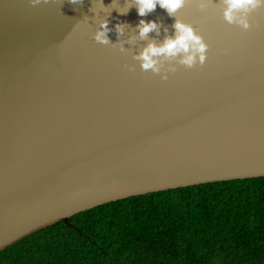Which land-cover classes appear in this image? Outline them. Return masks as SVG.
Instances as JSON below:
<instances>
[{
	"label": "water",
	"instance_id": "95a60500",
	"mask_svg": "<svg viewBox=\"0 0 264 264\" xmlns=\"http://www.w3.org/2000/svg\"><path fill=\"white\" fill-rule=\"evenodd\" d=\"M224 7L186 0L174 18L207 58L165 61L176 71L161 80L133 59L173 33L158 5L140 17L135 0H0V250L111 201L264 176V6L247 31ZM141 19L159 35L140 39ZM104 20L107 45L93 39Z\"/></svg>",
	"mask_w": 264,
	"mask_h": 264
},
{
	"label": "trees",
	"instance_id": "16d2710c",
	"mask_svg": "<svg viewBox=\"0 0 264 264\" xmlns=\"http://www.w3.org/2000/svg\"><path fill=\"white\" fill-rule=\"evenodd\" d=\"M0 250V264H264V176L104 203Z\"/></svg>",
	"mask_w": 264,
	"mask_h": 264
},
{
	"label": "clouds",
	"instance_id": "9594fccd",
	"mask_svg": "<svg viewBox=\"0 0 264 264\" xmlns=\"http://www.w3.org/2000/svg\"><path fill=\"white\" fill-rule=\"evenodd\" d=\"M32 6L41 3L48 4L49 0H29ZM72 5H82L83 0H68ZM186 0H135L137 15L144 17L153 12L157 5L165 10L169 17L174 18V14L181 9ZM225 5L223 16L227 23L238 24L243 30L250 28L247 15L257 7L264 6V0H222ZM172 35H165L162 42L157 44L150 41L146 46L133 56V59L139 62L142 71H151L153 74H160L161 80H167L168 72H175V67H170L167 72L161 73V67L165 61H176L187 69L202 67L207 58L209 45L203 37L198 35L195 29L188 24L174 18L172 24ZM140 39L147 38L150 32H156L159 35V25L155 21H145L141 19L136 25ZM115 30L119 35L123 33V25L117 24ZM108 21H101L99 29L95 32L93 39L99 44L107 45L109 43ZM227 52V50H225ZM179 57L177 60L176 58ZM163 58V60L161 59ZM131 70V69H130Z\"/></svg>",
	"mask_w": 264,
	"mask_h": 264
}]
</instances>
